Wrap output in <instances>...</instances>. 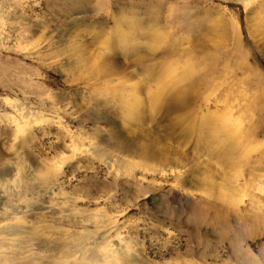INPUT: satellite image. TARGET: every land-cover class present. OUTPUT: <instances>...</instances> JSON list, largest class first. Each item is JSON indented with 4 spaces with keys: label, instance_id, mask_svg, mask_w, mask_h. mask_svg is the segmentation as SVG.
Wrapping results in <instances>:
<instances>
[{
    "label": "rangeland",
    "instance_id": "rangeland-1",
    "mask_svg": "<svg viewBox=\"0 0 264 264\" xmlns=\"http://www.w3.org/2000/svg\"><path fill=\"white\" fill-rule=\"evenodd\" d=\"M263 160L264 0H0V264H264Z\"/></svg>",
    "mask_w": 264,
    "mask_h": 264
},
{
    "label": "bare ground",
    "instance_id": "bare-ground-1",
    "mask_svg": "<svg viewBox=\"0 0 264 264\" xmlns=\"http://www.w3.org/2000/svg\"><path fill=\"white\" fill-rule=\"evenodd\" d=\"M243 2H248V0H243ZM7 101V100H6ZM15 108H18L17 106H15ZM18 110V109H17ZM20 115H22L23 118H29V114H23L21 113V110H20ZM29 123V122H28ZM220 126V125H219ZM25 127V126H23ZM22 129V128H20ZM262 129V128H261ZM260 129V130H261ZM259 130V131H260ZM19 131V130H18ZM234 135V134H231V136ZM234 137V136H233ZM234 139V138H233ZM264 161V160H263ZM56 180L53 179L52 181H49L47 184H45L39 194L38 195L39 197H44L46 195H55L54 193V190L56 189V185L57 183L55 182ZM50 195V196H51ZM57 196V195H56ZM54 198V196H53ZM56 198V197H55ZM58 200V199H57ZM51 203V202H49ZM55 203V202H54ZM14 205V204H13ZM11 205L7 208H9V211H6L8 212L11 216H17L19 214H23V213H26L27 211H29V208H28V205H19V206H16V205ZM37 207H36V206ZM56 204H53V205H48V207H45L42 206L41 204H37L36 202L34 203V205H32L31 207H34L36 208V210L42 212V211H49L51 212L52 214H56V213H61L63 212V210L61 209H58L56 206H54ZM48 212V213H49ZM70 214V213H69ZM21 217H15V220L12 222V223H9L8 225H4L3 228L0 230V234L2 233V235H6V236H10V237H17L18 238V241L20 239V241L22 242H25V243H29L30 241H33L34 239H30L28 238L29 235L33 234V233H30L29 232V228L27 226H24V223L22 224L20 221ZM30 237V236H29ZM15 238V239H17ZM13 239V240H15ZM17 241V240H16ZM45 244H52V243H55L53 240H50V239H46L45 241H43ZM56 244V243H55ZM27 245V244H26ZM30 245H27V246H22L21 247L19 246L17 248V250H14L15 251V256H19L18 258H15L16 260L18 259L19 260V263H22L23 261L25 260H38V257L36 258L35 255L31 252L32 250L29 249ZM89 248V247H88ZM88 248L86 246L80 248L83 250V252H87L88 251ZM90 252V251H89ZM104 256V255H103ZM105 258V257H104ZM21 260V261H20ZM63 262V261H62ZM68 262V261H67ZM61 263V262H60ZM64 264V263H63ZM66 264V263H65ZM68 264H86L85 262L81 263V262H74L72 261L70 263V261L68 262Z\"/></svg>",
    "mask_w": 264,
    "mask_h": 264
}]
</instances>
